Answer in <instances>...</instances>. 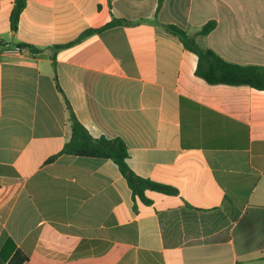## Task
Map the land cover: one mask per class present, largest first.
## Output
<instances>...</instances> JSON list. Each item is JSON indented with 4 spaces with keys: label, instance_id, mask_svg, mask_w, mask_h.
I'll list each match as a JSON object with an SVG mask.
<instances>
[{
    "label": "crops",
    "instance_id": "0c3cea01",
    "mask_svg": "<svg viewBox=\"0 0 264 264\" xmlns=\"http://www.w3.org/2000/svg\"><path fill=\"white\" fill-rule=\"evenodd\" d=\"M15 3L0 0V264L17 249L25 264H264V92L208 84L165 29L216 20L201 46L264 67V0H26L13 32ZM114 18L131 25L76 42ZM65 99L179 194L144 204L111 160L47 163L71 136Z\"/></svg>",
    "mask_w": 264,
    "mask_h": 264
},
{
    "label": "trees",
    "instance_id": "16d2710c",
    "mask_svg": "<svg viewBox=\"0 0 264 264\" xmlns=\"http://www.w3.org/2000/svg\"><path fill=\"white\" fill-rule=\"evenodd\" d=\"M164 1L165 0H159L158 11L162 7ZM25 6L26 0H16L15 7L11 14V29L13 32H16L18 29L21 14ZM128 25H131V22L122 18H114L109 24L100 29L86 31L76 42L109 28ZM217 25L216 20H211L195 33H189L188 31L171 25L165 26V29L171 35L177 37L186 50L197 56L196 75L205 80L208 84L250 86L255 90L264 92L263 66H242L230 63L212 49L205 48L199 44L198 38L205 37L212 33L217 28ZM19 48H27L34 55L41 54V51L33 46L23 45V47ZM54 79L59 91L63 94V91L58 85L56 76ZM65 103L71 136L62 151L58 155L51 157L47 163L54 162L62 155L111 160L118 166L119 171L127 180L133 196L144 204H151V201L146 198V192L148 191L161 193L166 196H176L179 194L177 188L135 174L127 162L129 152L125 142L120 138L108 139L106 137H93L79 121L67 99H65ZM28 260V254L22 249H17L7 264H25Z\"/></svg>",
    "mask_w": 264,
    "mask_h": 264
},
{
    "label": "built area",
    "instance_id": "2783aa9c",
    "mask_svg": "<svg viewBox=\"0 0 264 264\" xmlns=\"http://www.w3.org/2000/svg\"><path fill=\"white\" fill-rule=\"evenodd\" d=\"M0 54H1V52H0Z\"/></svg>",
    "mask_w": 264,
    "mask_h": 264
}]
</instances>
